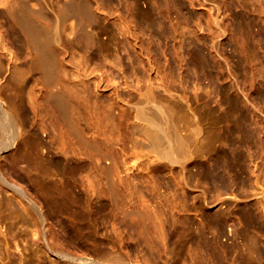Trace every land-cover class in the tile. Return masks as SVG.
<instances>
[{
    "label": "rangeland",
    "instance_id": "374dc122",
    "mask_svg": "<svg viewBox=\"0 0 264 264\" xmlns=\"http://www.w3.org/2000/svg\"><path fill=\"white\" fill-rule=\"evenodd\" d=\"M179 1L203 42L201 48L180 47L171 36H149V29L141 25L134 9L149 0H122L120 12L115 0L100 11L96 9L97 21L89 27L96 44L83 48L75 40L80 37L79 30L64 31L62 23L51 17V0H40L44 12L41 22L55 38L58 80L71 86L86 74L90 77V94L78 98L69 95L72 115L77 117V127L87 145L71 133L58 112L48 106L52 102L39 92L45 86L38 73L27 68V47L10 35L0 36V76L16 66L27 71L22 95L16 99L4 95V107H10L9 113L16 117L19 133H37L46 160L59 161L50 173L64 184H58L59 190L70 200L59 206L46 201L32 181L18 176L5 151L1 159L9 178L36 197L46 219L37 223L13 194L0 189V197H9L20 212L13 218L10 209L0 211V264H76L50 252L48 246L96 259L121 255L142 264H190L189 247L197 245L198 231L210 238L213 229L219 258L238 261L244 256L246 241L241 210L248 205L257 206L259 212L258 222L249 230L256 237L263 254L260 262L264 264L260 192L264 188V143L257 141L243 149L249 170L244 175L250 186H236L226 193L206 192L201 181L195 184V176L206 164L208 154L197 155L188 163L189 184L180 188L177 181L184 173L176 164L168 165L166 159L138 145L128 128V122L136 121L132 105L148 86L167 88L201 125L217 113H224L225 130L241 116L250 127L258 128V119L259 127L264 128V96L261 86L252 80L250 69L254 63H264V14L259 4L253 0ZM261 2L264 5V0ZM216 5L222 8L218 19L225 32L210 27L217 14ZM238 13L254 22L250 29L254 39L247 44L232 30L231 23ZM194 50L200 51L201 64L188 62ZM252 52L258 56L256 61ZM78 54L84 64H78ZM116 56L120 57V65ZM5 84L12 87L8 81ZM209 106L215 110L208 111ZM75 206L86 214L85 218L76 219L70 210ZM141 212L147 215L143 222H139ZM218 213L223 215L220 225L216 224ZM71 225L77 231H72ZM230 245L225 258L224 250ZM206 261L213 263L209 254Z\"/></svg>",
    "mask_w": 264,
    "mask_h": 264
},
{
    "label": "bare ground",
    "instance_id": "6f19581e",
    "mask_svg": "<svg viewBox=\"0 0 264 264\" xmlns=\"http://www.w3.org/2000/svg\"><path fill=\"white\" fill-rule=\"evenodd\" d=\"M202 1L208 2V0ZM115 2L117 10L120 12L122 0H115ZM51 3V17L62 23L64 31L76 28L79 30L80 37L79 39L76 37L75 40L83 48L94 47L96 41L89 27L97 21L96 9L100 11L103 7L108 6L110 0H51ZM253 3H258L261 13L264 14V5L261 0H253ZM183 8L184 5L179 0H149L145 6L134 7L141 25L149 29V36L156 38L171 36L172 39H176L180 47L201 48L200 45L203 42L196 33V29L191 27L187 15L182 12ZM214 8H216L217 14L211 20L210 27L215 28L216 31L225 32L227 29L221 27L218 19L222 8L218 5ZM43 17L44 12L40 0H0V36L10 35L14 41L27 47V54L30 55L27 68L36 71L45 86L39 92L42 93L45 100L52 102L48 106L58 112L71 133L87 145L89 143L77 127V117L72 115L74 107L69 101V95L78 98L80 94H90L92 92L90 77L86 74L84 78L73 82L71 86L69 83H61L58 80L55 70L57 60L55 38L50 28L41 22ZM233 21L231 23L232 30L239 33L246 44L251 42L254 36L250 29L254 22L240 13L235 14ZM117 30L120 31L118 24ZM71 53H73L72 49ZM246 57L248 56L246 55ZM252 57L255 61L258 59V56L253 52ZM77 61L78 64L85 63L79 54ZM116 61L117 65H120L119 56H116ZM188 62L192 65L201 64L200 51L194 50L193 56ZM242 67L244 68L245 64ZM250 69L252 80L261 86V95L264 96V63H254L250 65ZM2 72L3 67L0 62V74ZM26 72L25 67L18 68L16 66L14 69H9L5 75L0 76V189L13 194L23 208L32 213L37 223H43L46 214L37 204L36 197L30 195L18 183L9 178L1 159L5 151L9 152V161L18 176L32 181L50 204L59 206L60 203L67 204L70 201L68 196L59 190L58 184L61 186L64 184L50 173V168L59 165V161L55 158L46 160L37 133L34 131L19 133L16 117L9 113L10 107H4L2 101L4 95L12 99L22 95ZM6 81L12 87L7 88ZM156 86L158 87V85ZM140 94L141 98L132 105L136 121L128 122L130 134L138 145L148 148L150 150L148 151L154 153L155 157L166 159L168 165L176 164V167L184 173L182 179L177 181L180 188L189 184L186 179L188 163L197 155L206 154L209 155L206 158V164L200 166L195 176L196 185L201 181L206 192L216 193L233 192L236 186H250L249 178L244 175L248 168L245 165L247 155L245 156L243 149H248L251 144L257 143V141L264 143V128L259 127L260 120L257 119L255 122L258 129L250 127L246 123L245 116H241L233 127L225 130L226 115L217 113L214 118L208 119L204 126L200 124L201 121L193 113L189 112L188 108H184L182 104L176 102L174 94L167 88L159 90L148 86ZM221 105L219 104V106ZM214 110L213 106L208 107V111L213 112ZM20 136L21 139L18 140ZM261 175H264V172ZM260 192L264 207V188ZM256 207L248 205L241 210L244 232L246 233L244 256L241 259L230 262L220 259L218 256L219 245L215 242V230L213 229L210 238L201 230L197 233V245L189 247L190 264H205L207 254L211 256L212 264H251V260L261 264L263 254L258 247L255 235L249 230V226L256 224L259 219ZM5 209H10L9 212L13 218L20 213L18 207L9 197L7 199L0 197V211ZM70 210L75 212L78 220L86 217V214L80 209L77 210L76 206ZM142 215H140L142 217L139 216L141 219L139 222L147 219L146 213L143 212ZM19 217L26 220L21 215ZM220 217L223 215L218 213L216 224H221ZM76 229L74 225H71L72 231H77ZM47 248L50 252L70 259L76 264H142L128 261L129 259L127 260L121 255L107 258L101 256L96 259L84 255H71L63 247L53 249L48 246ZM230 248L232 245L224 250L225 258H227V251H230Z\"/></svg>",
    "mask_w": 264,
    "mask_h": 264
}]
</instances>
